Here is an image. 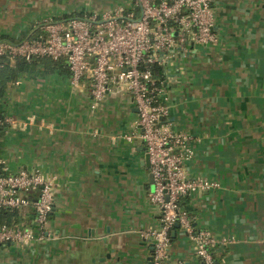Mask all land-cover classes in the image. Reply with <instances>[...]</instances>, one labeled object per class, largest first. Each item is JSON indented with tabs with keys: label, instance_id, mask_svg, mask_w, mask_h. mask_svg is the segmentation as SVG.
I'll return each mask as SVG.
<instances>
[{
	"label": "crops",
	"instance_id": "obj_1",
	"mask_svg": "<svg viewBox=\"0 0 264 264\" xmlns=\"http://www.w3.org/2000/svg\"><path fill=\"white\" fill-rule=\"evenodd\" d=\"M133 1L0 0V41L41 35L48 19ZM211 7L216 44L163 54L158 98L172 132L192 138L188 177L219 184L181 202L193 227L227 242L214 250L218 264H264V0ZM52 68L40 60L8 85L0 111L14 124L0 159L10 173L55 178L49 230L57 238L0 246V264H152V242L141 233L159 227L160 212L149 201V161L130 94L110 89L92 109L87 83L72 87L70 72ZM170 239L168 264H200L181 229Z\"/></svg>",
	"mask_w": 264,
	"mask_h": 264
},
{
	"label": "built area",
	"instance_id": "obj_2",
	"mask_svg": "<svg viewBox=\"0 0 264 264\" xmlns=\"http://www.w3.org/2000/svg\"><path fill=\"white\" fill-rule=\"evenodd\" d=\"M211 2L134 0L127 9L114 7L101 13L48 19L41 26V35L19 42L0 41V59L63 61L72 87L87 83L92 109L110 89L126 88L137 109L139 138L149 161L153 187L149 201L160 212L159 227L141 233L152 242V264H168L175 225L193 244L200 264H218L214 250L227 243L194 228L181 204L185 198L219 189V184L186 174L185 165L193 156L192 138L172 132L164 122L168 110L159 100L158 90L151 89L154 82L149 69L152 64L160 65V57L175 45L185 49L190 44H216ZM8 124L14 123L0 119V126ZM134 137L131 134L126 140L132 142ZM54 186L55 178L38 171L10 173L0 159V210L20 211L23 221L19 226L0 227V246L27 248L57 238L49 230Z\"/></svg>",
	"mask_w": 264,
	"mask_h": 264
},
{
	"label": "trees",
	"instance_id": "obj_3",
	"mask_svg": "<svg viewBox=\"0 0 264 264\" xmlns=\"http://www.w3.org/2000/svg\"><path fill=\"white\" fill-rule=\"evenodd\" d=\"M160 0H156L159 2ZM83 16V15H80ZM77 17V16H76ZM9 41V40H8ZM43 60L47 62L48 67H53L55 69L56 66H61L64 71H68L69 69L64 62L60 61H52L47 58H35L31 61H25L23 59H10L9 57L5 56L0 59V101L6 94L7 87L10 83L16 81L17 77L25 72L30 71L35 63ZM55 66V68H54ZM150 71L152 72V80L154 82L153 86L151 87L152 90H159V87L162 82V69L158 64H152L149 66ZM157 92L155 91V94ZM154 94V95H155ZM1 107V102H0ZM4 114L0 111V119H4ZM7 125L0 126V141L4 136V132L7 129ZM186 199V198H185ZM184 200V199H183ZM184 207V206H183ZM185 208V207H184ZM30 219H32L30 217ZM22 216L21 212L17 210H0V227L2 226H19L22 223Z\"/></svg>",
	"mask_w": 264,
	"mask_h": 264
},
{
	"label": "water",
	"instance_id": "obj_4",
	"mask_svg": "<svg viewBox=\"0 0 264 264\" xmlns=\"http://www.w3.org/2000/svg\"><path fill=\"white\" fill-rule=\"evenodd\" d=\"M175 35V34H174ZM150 179L152 180V177L150 176ZM174 228L176 229V228H179V226L178 225H175L174 226ZM88 234V238H91L92 237V230H89L88 232H87ZM101 238H102V242L105 244L107 241H106V238H104V234H102V236H100ZM150 260H151V258H150Z\"/></svg>",
	"mask_w": 264,
	"mask_h": 264
}]
</instances>
